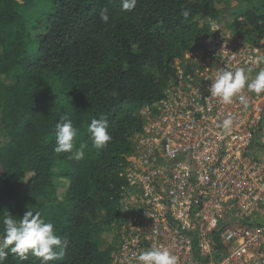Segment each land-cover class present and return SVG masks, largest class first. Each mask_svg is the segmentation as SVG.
<instances>
[{
	"label": "trees",
	"instance_id": "1",
	"mask_svg": "<svg viewBox=\"0 0 264 264\" xmlns=\"http://www.w3.org/2000/svg\"><path fill=\"white\" fill-rule=\"evenodd\" d=\"M121 9V0H0V215L34 208L51 222L64 255L49 264H114L141 111L158 112L177 61L203 48L208 20L224 22L226 11L254 43L264 31L258 0H137ZM102 115L112 140L97 150L87 127ZM61 117L78 129L76 149L87 144L82 160L70 158L76 149L54 151ZM4 264L40 261L10 253Z\"/></svg>",
	"mask_w": 264,
	"mask_h": 264
},
{
	"label": "built area",
	"instance_id": "2",
	"mask_svg": "<svg viewBox=\"0 0 264 264\" xmlns=\"http://www.w3.org/2000/svg\"><path fill=\"white\" fill-rule=\"evenodd\" d=\"M208 28L135 139L114 264H137L152 247L177 264H264V93L224 104L208 91L218 70L264 68V31L254 43L218 19Z\"/></svg>",
	"mask_w": 264,
	"mask_h": 264
},
{
	"label": "clouds",
	"instance_id": "3",
	"mask_svg": "<svg viewBox=\"0 0 264 264\" xmlns=\"http://www.w3.org/2000/svg\"><path fill=\"white\" fill-rule=\"evenodd\" d=\"M136 4L137 0H121V10L131 12ZM182 14L184 17L189 16L186 10ZM100 19L104 23L109 22L107 8L101 9ZM228 25L233 27L231 23ZM213 27L218 28V25L213 22ZM245 89L256 95L264 93V68H261L254 78H251L243 68L235 71L218 70L208 91L210 96L219 98L222 103L231 104L234 97L244 100L241 93ZM232 123L231 119L224 120L221 127L225 133L231 132ZM56 129L54 151L58 154L73 153L76 149L78 129L73 126L71 120L64 117H61L60 122L56 124ZM87 133L92 146L97 150L107 147L112 140L108 132V120L103 115L100 119L91 121L87 127ZM86 147L87 144H81L70 158L82 160ZM0 223L3 226V232L0 233V264H4L10 253L15 254L21 261L27 260L31 254L39 259L40 264H49L63 258L64 245L61 238L56 235L53 224L46 222L41 217V213L34 208H30L19 219L6 210L0 215ZM136 260L137 264H177V257L164 247L141 250Z\"/></svg>",
	"mask_w": 264,
	"mask_h": 264
},
{
	"label": "rangeland",
	"instance_id": "4",
	"mask_svg": "<svg viewBox=\"0 0 264 264\" xmlns=\"http://www.w3.org/2000/svg\"><path fill=\"white\" fill-rule=\"evenodd\" d=\"M258 3H259V5H261L260 0H258ZM32 11H34V10H32ZM227 18H228L227 12H226V11H222V12H221V15H220V19L223 20L225 23L228 24L229 22H228ZM251 77L254 78L255 75H254V76H251ZM4 81H5L7 84H12V83H13V77H12V76H8V77H6V78L4 79ZM151 115H153V114H152V112H150V110H148V109H144L143 111H141V116L144 117L146 120H147Z\"/></svg>",
	"mask_w": 264,
	"mask_h": 264
}]
</instances>
